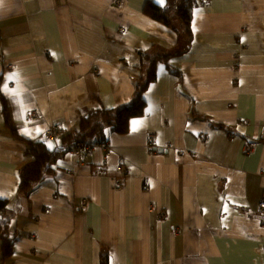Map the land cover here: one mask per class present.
I'll return each instance as SVG.
<instances>
[{"label":"crops","instance_id":"obj_1","mask_svg":"<svg viewBox=\"0 0 264 264\" xmlns=\"http://www.w3.org/2000/svg\"><path fill=\"white\" fill-rule=\"evenodd\" d=\"M147 2L166 0H0V198L20 218L0 264H264V0H197L190 45L146 16ZM143 55L155 60L146 107L126 132L106 127L109 160L98 165L95 149L78 165L67 152L15 198L24 139L52 143L49 127L64 134L129 104ZM119 157L126 177L111 172Z\"/></svg>","mask_w":264,"mask_h":264},{"label":"trees","instance_id":"obj_2","mask_svg":"<svg viewBox=\"0 0 264 264\" xmlns=\"http://www.w3.org/2000/svg\"><path fill=\"white\" fill-rule=\"evenodd\" d=\"M196 5L197 0H166L164 6H159L155 3L147 2L143 8V13L146 16L152 17L161 24L173 28L175 33L178 34L179 37L183 38L186 45H190L192 38V12ZM144 59L145 62L143 61V63H145L146 65H143V81L135 89L133 97L129 104L110 109L99 108L91 111L86 116H82L75 128L68 132H65L60 138H58V140L52 139V148L50 149L42 138L34 140L24 139L26 142L25 151L29 157L28 161H26L19 169V182L14 193L15 198H28L30 193L46 178L48 174L54 173L56 171L55 169L60 168L57 165V162L64 157V155L68 152L73 144L77 142L85 144L90 143L94 140L105 141L106 127L110 126L115 132L124 133L128 129V122L130 121V119L143 115L146 107V102L143 99V92L147 83L154 78L155 73V60H152L148 56H144ZM0 99L3 103L4 112H6L5 100L1 93ZM7 118L8 115H6L5 121L9 126L11 132L16 138H22L16 134L11 124H9V120ZM218 127L223 129L228 128L226 127V125H222L221 123H219ZM100 153L102 156L103 152L100 151ZM153 153L154 152H148L149 155ZM104 164L105 163L100 162V160L98 159V165ZM126 167L130 171V167L127 162ZM103 168H106L107 173L104 174L101 171L102 174L110 176L112 180L115 179L114 175L108 172L109 169L107 167H101V169ZM111 172H116V175L119 177H126L129 174L128 173L125 175L122 173V171H120V169L118 170V163H116L115 170ZM142 188H148L147 181H143ZM85 207L86 205L83 206V208ZM48 210L49 209H47V211ZM260 216L264 217L262 215ZM19 223V213L12 207L10 199L0 198L1 261L12 254L13 245L20 237Z\"/></svg>","mask_w":264,"mask_h":264},{"label":"built area","instance_id":"obj_3","mask_svg":"<svg viewBox=\"0 0 264 264\" xmlns=\"http://www.w3.org/2000/svg\"><path fill=\"white\" fill-rule=\"evenodd\" d=\"M203 1H205V0H203ZM114 3L116 5H121L122 0H114ZM121 30H123V29H121ZM15 68H16V65L12 64V63H7L4 67V69L8 70V71L14 70ZM63 132L64 131L62 128L51 126L46 130L45 136L49 139L58 140V138H60L63 135ZM154 142H155L154 136L150 135L148 133L146 147H147L148 152H150V153L152 152L151 146L154 145ZM252 146H253V143H246L244 146L245 151H247V152L251 151ZM95 149H98V151L100 150L103 152V155L100 158V162L106 163L110 158V149H109L108 142H106V141L94 140L90 143H85V144L77 142L71 146V148L68 150V152H70L72 154L73 158H75L76 164L81 165L86 161V159L91 155V153ZM184 154H185L184 150H181L178 153V156L182 158L184 156ZM117 163H118V170L120 169V171H122V173L125 175L129 173V169H127V167H126V160L123 157H119ZM101 171L104 174L107 173L106 168L101 169ZM69 173L71 174V173H73V171L70 170ZM85 205H86V202L83 201V206H85ZM257 213L264 216V192H263V194H262V196L258 202Z\"/></svg>","mask_w":264,"mask_h":264},{"label":"rangeland","instance_id":"obj_4","mask_svg":"<svg viewBox=\"0 0 264 264\" xmlns=\"http://www.w3.org/2000/svg\"><path fill=\"white\" fill-rule=\"evenodd\" d=\"M3 62V61H2ZM7 63H4V65H6ZM12 64H14V63H12ZM149 134L150 135H153L154 136V134L152 133V132H149ZM165 148H169V147H171V144H170V142H165V144L163 145ZM173 149H177L176 150V152H177V154L181 151V150H184V155H187V154H189V149H184V148H177V147H174L173 146ZM151 150H152V152H155V150H156V147L154 146V145H152L151 146ZM189 150V151H188ZM181 154V153H180ZM75 159V158H74ZM76 161V160H75ZM86 202V201H85ZM163 217V215H158V218L160 219V218H162Z\"/></svg>","mask_w":264,"mask_h":264},{"label":"snow or ice","instance_id":"obj_5","mask_svg":"<svg viewBox=\"0 0 264 264\" xmlns=\"http://www.w3.org/2000/svg\"><path fill=\"white\" fill-rule=\"evenodd\" d=\"M3 88H4V90H7V85H4ZM138 123H140V122L139 121H133L132 122L134 131H135V125H137Z\"/></svg>","mask_w":264,"mask_h":264},{"label":"water","instance_id":"obj_6","mask_svg":"<svg viewBox=\"0 0 264 264\" xmlns=\"http://www.w3.org/2000/svg\"><path fill=\"white\" fill-rule=\"evenodd\" d=\"M44 141L46 142L49 149L52 148V143L49 140L44 139Z\"/></svg>","mask_w":264,"mask_h":264},{"label":"bare ground","instance_id":"obj_7","mask_svg":"<svg viewBox=\"0 0 264 264\" xmlns=\"http://www.w3.org/2000/svg\"><path fill=\"white\" fill-rule=\"evenodd\" d=\"M122 4H123V0H122V3H121V5H122ZM121 5H119V6H121ZM184 156H186V155H184ZM184 156H183V157H184ZM183 157H182L181 159H183ZM160 220H161V219H160Z\"/></svg>","mask_w":264,"mask_h":264}]
</instances>
